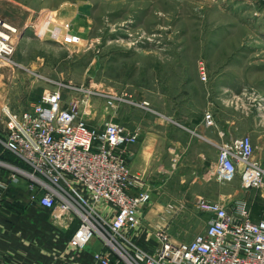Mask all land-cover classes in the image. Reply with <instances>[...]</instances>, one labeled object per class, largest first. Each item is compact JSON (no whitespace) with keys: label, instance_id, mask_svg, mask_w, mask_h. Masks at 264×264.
Returning a JSON list of instances; mask_svg holds the SVG:
<instances>
[{"label":"rangeland","instance_id":"rangeland-1","mask_svg":"<svg viewBox=\"0 0 264 264\" xmlns=\"http://www.w3.org/2000/svg\"><path fill=\"white\" fill-rule=\"evenodd\" d=\"M8 33L11 52L0 57L2 141L5 111L26 110L53 89L89 126L118 122L137 134L132 144L151 136L165 153L177 139H193L184 126L191 129L206 112L200 109L206 101L216 107L232 103L239 113L241 107L264 108V3L259 0H0V34ZM164 152L154 156L158 178L138 224L112 233L114 238L106 226L100 228L109 243L100 233L90 239L112 253L108 263L118 255L127 263L134 247L145 249L135 238L138 230L151 244L148 251L158 246L159 226L174 241L203 232L207 213L197 206L206 199L203 192L225 201L213 167L208 185L196 164L179 162L177 155L164 162ZM258 190L248 194L260 214ZM24 196L25 206H41L29 193ZM70 197L75 198L60 190L57 204L64 198L75 204ZM55 212L61 215L59 208Z\"/></svg>","mask_w":264,"mask_h":264},{"label":"built area","instance_id":"built-area-1","mask_svg":"<svg viewBox=\"0 0 264 264\" xmlns=\"http://www.w3.org/2000/svg\"><path fill=\"white\" fill-rule=\"evenodd\" d=\"M9 36L0 34V57L11 52ZM200 75L206 78L202 67ZM5 115L3 143L25 163L21 173L31 198L51 210L59 208L60 213L78 212L80 222L68 239L72 248L83 249L105 226L107 235L114 238L112 233L119 234L123 228L138 224L152 193L141 176L128 168L126 147L136 141L134 131L111 120L89 126L74 106H64L56 89L43 93L30 108L19 113L7 109ZM203 117L206 126L213 125L210 111ZM252 152L248 135L233 138L220 147L213 172L221 183L238 177L242 189H259L261 217L252 219L245 198H234L228 203L200 199L197 206L207 213L203 232L190 240L174 241L170 232L159 226L155 232L156 250L134 247L128 252L129 259L124 258L127 263L264 264V158L254 160ZM60 190L69 196L73 193L75 198H70L75 204L64 198L58 205ZM96 203L111 210L110 219L104 209L94 206ZM107 235H103L105 243L110 242ZM92 256L109 264L102 251H95Z\"/></svg>","mask_w":264,"mask_h":264},{"label":"crops","instance_id":"crops-1","mask_svg":"<svg viewBox=\"0 0 264 264\" xmlns=\"http://www.w3.org/2000/svg\"><path fill=\"white\" fill-rule=\"evenodd\" d=\"M210 102L203 103V108L200 109L203 112L212 111L214 124L206 126L204 113L200 112L191 129L182 125L185 130L193 132V139H177L175 147H170V152L165 153L162 148L158 150V141L151 136L127 145L128 168L131 173L141 176L151 188L152 198L154 183L158 178V159L154 156L158 153L164 152V162H169L172 155H177L179 162L196 164L198 172H202V178L208 181L214 171L211 172V169L214 168L220 147L235 137L248 135L253 147L252 158H264V108L256 107L255 111H250L241 107L239 113L233 112L232 103L229 105V102H222L220 107H216ZM25 168V163L5 148L0 140V264H102L92 256L93 252L99 250L112 260V253L95 240H91L89 246L83 249L69 245L68 239L76 229L78 220L80 221L77 211L68 210L57 216L54 210L44 206L24 205V195L29 193L26 179L21 173ZM236 180L237 178L223 183L224 188L220 194L225 199L223 203L234 198H245L250 206L252 219H258L262 213L257 214L253 209L259 203L249 196L252 189H242L239 180ZM210 183L209 181L208 185ZM203 194L207 200L219 201L213 193ZM10 202L14 206H8ZM99 208L107 212L105 214L108 219L111 218L109 208ZM134 234L146 250L150 248L151 244L143 233L138 230ZM109 264L127 263L118 255Z\"/></svg>","mask_w":264,"mask_h":264},{"label":"bare ground","instance_id":"bare-ground-1","mask_svg":"<svg viewBox=\"0 0 264 264\" xmlns=\"http://www.w3.org/2000/svg\"><path fill=\"white\" fill-rule=\"evenodd\" d=\"M8 29H11V30H13V28H11V27H9L8 25H5ZM15 30V29H14ZM0 47H1V45H0Z\"/></svg>","mask_w":264,"mask_h":264}]
</instances>
